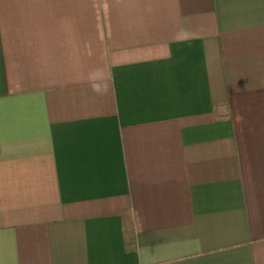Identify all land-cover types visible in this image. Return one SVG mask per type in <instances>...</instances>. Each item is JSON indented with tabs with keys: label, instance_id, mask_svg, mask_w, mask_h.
<instances>
[{
	"label": "crops",
	"instance_id": "crops-1",
	"mask_svg": "<svg viewBox=\"0 0 264 264\" xmlns=\"http://www.w3.org/2000/svg\"><path fill=\"white\" fill-rule=\"evenodd\" d=\"M0 264H264V0H0Z\"/></svg>",
	"mask_w": 264,
	"mask_h": 264
}]
</instances>
